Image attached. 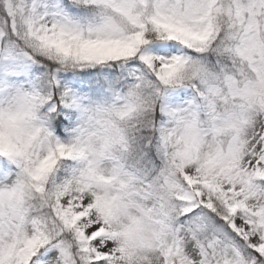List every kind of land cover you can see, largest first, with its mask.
<instances>
[{
    "label": "snow or ice",
    "instance_id": "obj_1",
    "mask_svg": "<svg viewBox=\"0 0 264 264\" xmlns=\"http://www.w3.org/2000/svg\"><path fill=\"white\" fill-rule=\"evenodd\" d=\"M0 264H264V0H0Z\"/></svg>",
    "mask_w": 264,
    "mask_h": 264
}]
</instances>
